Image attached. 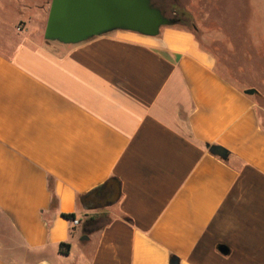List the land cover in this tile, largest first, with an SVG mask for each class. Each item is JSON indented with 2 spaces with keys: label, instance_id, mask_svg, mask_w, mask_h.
<instances>
[{
  "label": "crops",
  "instance_id": "obj_1",
  "mask_svg": "<svg viewBox=\"0 0 264 264\" xmlns=\"http://www.w3.org/2000/svg\"><path fill=\"white\" fill-rule=\"evenodd\" d=\"M18 4L0 0V227L19 242L0 264H264L254 94L188 29L66 44Z\"/></svg>",
  "mask_w": 264,
  "mask_h": 264
},
{
  "label": "rangeland",
  "instance_id": "obj_2",
  "mask_svg": "<svg viewBox=\"0 0 264 264\" xmlns=\"http://www.w3.org/2000/svg\"><path fill=\"white\" fill-rule=\"evenodd\" d=\"M169 2L184 18L172 26L192 31L200 44L214 54L217 70L224 73L231 82L242 89H256L254 97L264 123V17L261 15L264 1ZM50 3L51 0H19L17 9L25 15L26 23L45 29ZM167 12L171 14L170 7ZM24 26L23 22H19L16 28L21 30ZM16 28L14 30L18 31ZM39 33L45 37L44 32ZM2 243L16 246L19 243L16 234L5 230L4 225L0 227V254L17 260L11 250L15 246L5 248Z\"/></svg>",
  "mask_w": 264,
  "mask_h": 264
},
{
  "label": "water",
  "instance_id": "obj_3",
  "mask_svg": "<svg viewBox=\"0 0 264 264\" xmlns=\"http://www.w3.org/2000/svg\"><path fill=\"white\" fill-rule=\"evenodd\" d=\"M153 0H51L45 25V38L66 44H76L92 37L123 29L156 36L163 26L177 24ZM245 93L255 94L256 89ZM210 150L223 158L228 151L220 146ZM224 253L226 247H220Z\"/></svg>",
  "mask_w": 264,
  "mask_h": 264
},
{
  "label": "flooded vegetation",
  "instance_id": "obj_4",
  "mask_svg": "<svg viewBox=\"0 0 264 264\" xmlns=\"http://www.w3.org/2000/svg\"><path fill=\"white\" fill-rule=\"evenodd\" d=\"M156 6H158L159 8H161L163 10V12L172 18H175L178 23L183 21V16H181L180 12H178L174 7H172L171 3L169 2V0H154ZM170 7L171 10V14H169V12H167V8Z\"/></svg>",
  "mask_w": 264,
  "mask_h": 264
},
{
  "label": "trees",
  "instance_id": "obj_5",
  "mask_svg": "<svg viewBox=\"0 0 264 264\" xmlns=\"http://www.w3.org/2000/svg\"><path fill=\"white\" fill-rule=\"evenodd\" d=\"M154 4H155V1H154ZM50 187L52 188V182L51 181H50ZM56 202H57V199H56V197L54 195L53 196V203L55 204ZM61 215H62V217L70 220L71 223H72V220H74L76 218V214L75 213H62ZM70 247H71V245L69 243H61L60 244V251L63 252L64 254H68L69 251H70Z\"/></svg>",
  "mask_w": 264,
  "mask_h": 264
},
{
  "label": "built area",
  "instance_id": "obj_6",
  "mask_svg": "<svg viewBox=\"0 0 264 264\" xmlns=\"http://www.w3.org/2000/svg\"><path fill=\"white\" fill-rule=\"evenodd\" d=\"M79 223L78 219L75 218L74 220H72V225L76 226Z\"/></svg>",
  "mask_w": 264,
  "mask_h": 264
}]
</instances>
